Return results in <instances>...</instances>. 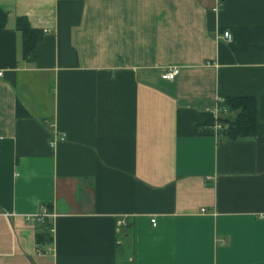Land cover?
Listing matches in <instances>:
<instances>
[{"label": "crops", "instance_id": "1", "mask_svg": "<svg viewBox=\"0 0 264 264\" xmlns=\"http://www.w3.org/2000/svg\"><path fill=\"white\" fill-rule=\"evenodd\" d=\"M0 10V264H264V0ZM19 16L43 30L32 60ZM236 96L255 136L215 137Z\"/></svg>", "mask_w": 264, "mask_h": 264}, {"label": "trees", "instance_id": "2", "mask_svg": "<svg viewBox=\"0 0 264 264\" xmlns=\"http://www.w3.org/2000/svg\"><path fill=\"white\" fill-rule=\"evenodd\" d=\"M6 14L0 10V28L5 24ZM15 29L20 32L22 39V57L26 60H32L35 47L43 37V30L32 28L23 16L15 19ZM219 112L224 113L217 117L219 136L227 139H239L253 137L256 134V103L252 97H228L218 102ZM16 114L27 115L25 109L18 102L16 104ZM232 114H234L232 116ZM213 132V129H211ZM204 133L205 130L199 131ZM50 211V207H48ZM36 242L38 244H50L52 242L51 231L48 226L42 231L36 233Z\"/></svg>", "mask_w": 264, "mask_h": 264}, {"label": "built area", "instance_id": "3", "mask_svg": "<svg viewBox=\"0 0 264 264\" xmlns=\"http://www.w3.org/2000/svg\"><path fill=\"white\" fill-rule=\"evenodd\" d=\"M222 37L229 41L230 40V34L228 32H223ZM179 69L177 67H172L167 70H164L161 74V77L165 80H172L175 78V76L178 74ZM1 75V72H0ZM224 111V110H223ZM220 128V125L216 122L212 129H213V134L215 137L219 136L218 129ZM52 214L49 212V210L45 207H43L40 211L39 214L35 216L36 220L38 221H43L45 218L50 217ZM152 223H154V220H151ZM51 231V230H50Z\"/></svg>", "mask_w": 264, "mask_h": 264}]
</instances>
